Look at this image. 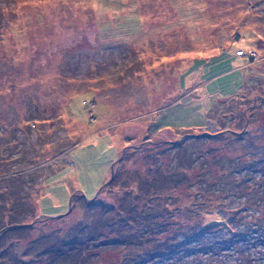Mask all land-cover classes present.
I'll list each match as a JSON object with an SVG mask.
<instances>
[{"label": "rangeland", "instance_id": "obj_1", "mask_svg": "<svg viewBox=\"0 0 264 264\" xmlns=\"http://www.w3.org/2000/svg\"><path fill=\"white\" fill-rule=\"evenodd\" d=\"M136 1L144 36L108 45L96 0H0V64L6 56L17 69L4 78L41 87L0 112V142L18 145L12 173L32 182L22 196L36 204L33 231L16 243L81 220V193L91 212L92 201L118 206L137 191L129 178L159 167L185 180L162 197L167 223L192 245L161 264H264V0ZM203 3L200 18L191 14ZM113 165L119 182L96 196ZM105 215L106 248L91 264L147 248L121 240L119 217ZM33 256L24 259L45 264Z\"/></svg>", "mask_w": 264, "mask_h": 264}, {"label": "trees", "instance_id": "obj_2", "mask_svg": "<svg viewBox=\"0 0 264 264\" xmlns=\"http://www.w3.org/2000/svg\"><path fill=\"white\" fill-rule=\"evenodd\" d=\"M96 4L98 5L94 6L93 13L96 16L98 15L97 30L102 41L105 40V44L110 45L115 40L121 39L119 43L126 45L128 41H136L139 37L144 36V29L141 30L138 26L142 19L137 1L135 3V0H129L128 2L124 0H96ZM115 6L119 9L112 13L110 10ZM204 7L203 3V6L198 8L197 13L191 11V14L200 18L202 12L207 9ZM2 16L4 15L0 10V17L3 18ZM106 17L108 18L106 19ZM23 29L24 27H22ZM237 37H240V35L238 34ZM239 52L240 54L244 53L243 50ZM4 59L7 61L2 60L0 64V80L3 78L6 82H0V112L3 111L2 103H8L16 107L19 101L18 98H25V94L30 97H38L41 93V87L39 86L30 87L31 93L28 88L22 90L23 88H20V84L16 82L15 77L9 78V80L8 77L4 78L5 74H11L14 69L17 70L15 62L7 63L9 58L6 56H4ZM249 59L251 60L252 57L249 56ZM200 61H202L201 65L204 61ZM13 76H15V73H13ZM20 78L21 76H19ZM33 106L36 109V105ZM14 147H18V145L13 140L0 142V232L5 229L0 236V264H30L31 260L24 259V257L32 255H34L33 257L38 256L45 264H91V256L100 254L106 248L103 246L107 244V240L106 242L101 241L104 236H108L104 235L106 228L109 227L105 219L106 213H112L113 216L119 217L121 240L125 241L129 237L128 240L141 242L145 239L147 248L140 249L134 256L123 258L121 264H161L165 257L173 256L179 252L180 248L192 246L190 240L179 238L180 235L188 236V232L183 231L182 228L170 227L167 223V211L170 209L172 202L162 197L164 192L176 190L185 180L177 178L175 170L161 171L158 167L153 175L151 170H148L147 174H144L145 176L131 175L132 178H129L130 180L127 182H134L135 180L137 191L124 193L119 198L118 206H107V210L105 206H102L103 204H100L102 201H92L90 205L95 206L91 209H96L97 212L89 211L87 203L84 201L86 198L81 193L80 198L83 199V206L85 207V214L81 220L54 237L51 236V233L45 234L43 231L21 248L16 242L21 243L22 240L30 236L34 229L32 227L34 223L29 225L28 221L34 219L37 215H35L34 207L36 204L34 205L32 202L30 194L22 196L27 186H32V182L25 180L20 173H12L10 159L14 157L15 152L10 150ZM119 176H115L114 180L107 186L109 187L111 184L116 186L121 177ZM153 200L155 204L152 207ZM38 204H40L38 207L41 208V202ZM159 207H162L163 211L158 212L156 208ZM102 211L104 212L102 213ZM212 216L215 215L212 214ZM134 224L141 225L138 232H132L130 236L122 233ZM214 224L216 225L217 222ZM208 227L213 228L211 225ZM113 230L111 229L108 232L113 233ZM45 235L47 236L45 237Z\"/></svg>", "mask_w": 264, "mask_h": 264}, {"label": "water", "instance_id": "obj_3", "mask_svg": "<svg viewBox=\"0 0 264 264\" xmlns=\"http://www.w3.org/2000/svg\"><path fill=\"white\" fill-rule=\"evenodd\" d=\"M114 178H115V176H114V165H113V167H112V177H111V179L107 182V183H105L101 188H100V190L97 192V194H96V196H98L99 194H100V192L102 191V189L104 188V187H106L107 185H109L113 180H114ZM85 196V195H84ZM95 196V197H96ZM94 197V198H95ZM85 198H86V196H85ZM93 198V199H94ZM71 210H72V200H70V209H69V212H71ZM4 231H5V229H3L1 232H0V236L4 233Z\"/></svg>", "mask_w": 264, "mask_h": 264}]
</instances>
